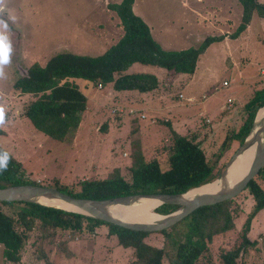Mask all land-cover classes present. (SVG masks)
<instances>
[{
	"label": "rangeland",
	"instance_id": "obj_1",
	"mask_svg": "<svg viewBox=\"0 0 264 264\" xmlns=\"http://www.w3.org/2000/svg\"><path fill=\"white\" fill-rule=\"evenodd\" d=\"M121 1L3 0L0 3V18L11 23L9 37L13 48L11 63L0 78V105L6 111V122L0 126V146L22 162L28 179L40 185L51 186L59 181L78 190L82 180L104 179L115 168H120L127 177L132 143L136 140L141 141L147 160L158 159L164 164L166 155L162 148L170 137L164 122L172 126L177 120L181 134L196 136L213 163L224 139L242 127L246 103L264 87V19L255 17L234 38L242 15L238 0H136L134 11L144 15L163 49L198 48L210 36L222 39L212 42L201 54L193 75H170L165 68L141 63L127 70L130 74H153L162 87L157 99L153 98L161 108L153 109L142 121L138 119L140 114L130 113L131 107L122 104L125 101L117 104L111 98L137 92H117L111 85L100 89L90 81L70 79L88 98L87 110L74 138L59 143L38 132L22 116L23 109L35 98L16 91L15 81L34 63L45 66L60 52L104 54L124 34L120 19L108 7ZM225 80L228 86L223 85ZM210 95L215 101V111H202L201 103ZM228 98L233 99L232 106L228 105ZM138 122L143 125L137 127ZM145 130L151 134L142 142L138 131L145 134ZM241 145L235 142L231 151L219 160L222 172ZM237 203L241 207L237 231L216 239L215 253L241 231L253 199L244 192ZM13 210L4 209L9 214ZM97 232L75 240L70 234L67 243L58 239L55 243L40 241L35 246L31 240L21 252L20 264H39L44 259L40 250L46 252L52 264H132V249L119 246L108 236L106 228ZM249 237L256 245L250 247L239 264H264V210L253 219ZM146 241L155 247L165 245L164 237L158 233L149 235ZM0 264H10L4 263L1 246Z\"/></svg>",
	"mask_w": 264,
	"mask_h": 264
},
{
	"label": "trees",
	"instance_id": "obj_2",
	"mask_svg": "<svg viewBox=\"0 0 264 264\" xmlns=\"http://www.w3.org/2000/svg\"><path fill=\"white\" fill-rule=\"evenodd\" d=\"M134 2L122 0L108 6L120 19L124 34L104 54L86 56L60 52L45 66L34 63L25 75L15 81L13 87L16 91L35 98L23 109L22 116L38 132L59 143L70 142L74 138L87 110L88 98L70 79L87 80L95 86L102 85V89L111 85L117 92L155 94L162 89L159 79L150 73H127L132 65H156L165 68L170 75H193L201 54L212 42L222 39L210 36L198 48L165 50L154 39L149 25L134 12ZM238 2L242 7V17L234 38L243 33L255 17L264 19V3L259 0ZM8 23L11 24L10 21ZM263 106L264 87L246 103L242 127L224 139L213 163L196 136L178 133L171 123L164 122L170 131V137L162 148L166 155L164 164L158 159L147 160L141 141L136 140L132 143V161L127 177L120 168H115L104 179L82 180L78 190L59 181L48 187L76 198L108 200L133 195L181 194L209 184L222 173L219 160L231 151L235 142H244L258 110ZM0 150L8 151L1 146ZM9 154L8 169L0 173V188L40 185L28 179L22 162L14 154ZM244 192L253 199L247 219L235 238L215 253L214 241L237 231V219L241 215L237 199ZM6 207L14 208L13 212L4 211ZM179 208V205L165 204L155 212L168 215ZM263 210L264 168L236 198L198 208L181 222L160 232L133 231L36 203L0 202V246L3 247L4 263L20 264L21 252L31 240L35 246L40 241L55 243L58 239L67 243L70 234L75 240L90 233L98 234V230L106 228L108 236L114 238L119 246L134 251L132 264H239L250 247L256 245L249 233L253 219ZM154 233L164 237V247L147 243V237ZM40 254L44 259L39 264H52L44 250H40Z\"/></svg>",
	"mask_w": 264,
	"mask_h": 264
},
{
	"label": "water",
	"instance_id": "obj_3",
	"mask_svg": "<svg viewBox=\"0 0 264 264\" xmlns=\"http://www.w3.org/2000/svg\"><path fill=\"white\" fill-rule=\"evenodd\" d=\"M263 110L264 106L258 110L246 139L228 162L221 175L213 182L187 192L181 194L133 195L108 200H90L73 197L53 187L25 184L0 188V202L36 203L67 212L82 214L133 231L160 232L166 230L181 222L198 208L216 205L236 198L260 173L264 168V146L257 152L248 172L243 175L240 174L238 178L229 183L231 176L236 174L234 170H236V165L241 155L247 151L260 134L264 133V114L262 117L260 116ZM210 185H214L213 190L202 192V194L192 200L185 199V196L190 192ZM142 200L158 202L159 204L155 206L157 208L165 204L179 205L180 208L168 215L157 214L162 219L151 223L124 220L111 213L113 211L111 207L113 206L128 208L138 204Z\"/></svg>",
	"mask_w": 264,
	"mask_h": 264
},
{
	"label": "bare ground",
	"instance_id": "obj_4",
	"mask_svg": "<svg viewBox=\"0 0 264 264\" xmlns=\"http://www.w3.org/2000/svg\"><path fill=\"white\" fill-rule=\"evenodd\" d=\"M261 117L264 114V110L260 113ZM264 146V133L260 134L253 144L245 151L238 160L236 170V174L232 175L229 183L233 182L240 174L247 173L249 168L251 167L253 160L257 154V152ZM214 189V185L207 186L205 188L194 190L185 196L186 200H192L202 194V192H208ZM159 203L153 200H142L136 205H132L131 207H118L113 206L111 209L114 215L124 219V220H135L138 222L151 223L155 220L162 219L155 212V207Z\"/></svg>",
	"mask_w": 264,
	"mask_h": 264
},
{
	"label": "crops",
	"instance_id": "obj_5",
	"mask_svg": "<svg viewBox=\"0 0 264 264\" xmlns=\"http://www.w3.org/2000/svg\"><path fill=\"white\" fill-rule=\"evenodd\" d=\"M136 1V0H135ZM134 6V5H133ZM134 9V7H133ZM135 12V11H134ZM136 13V12H135ZM138 16L140 15V17L145 21L144 19V15L143 14H140V13H136ZM242 17V15H241ZM147 23V21H145ZM148 24V23H147ZM149 25V24H148ZM150 27V26H149ZM151 29V27H150ZM152 33V32H151ZM154 37V36H153ZM241 38V37H240ZM155 39V37H154ZM156 40V39H155ZM157 41V40H156ZM158 42V41H157ZM159 43V42H158ZM166 50V49H165ZM172 50H176V51H179L178 49H172ZM130 74V73H129ZM226 81V80H225ZM125 91L121 92V93H124ZM138 93V92H137ZM160 94V92L158 91V93L156 92L155 94H120L118 96H114V97H111L112 99L115 98L117 104L118 103H122L123 101H125L124 103L122 104H127L128 106H130L131 108L128 109V111H131L133 110L134 113H136L137 115L140 114V118H138L140 121H142L141 119L143 118L142 116L144 115L145 117L143 119H145L146 117H149L148 113H150L153 109L154 111L155 110H158L159 108L161 107H158L159 105L155 104V99L153 98H156L157 99V96ZM213 95H210L208 97H206V99L204 101H202L201 105V109L202 111H207V110H210L211 112H214L215 110H213L215 108V101L213 102L212 101V98ZM153 99V100H152ZM229 99H232V98H228ZM227 100V102H228ZM233 100V99H232ZM162 103H164V101L162 100L161 101ZM210 105V106H209ZM121 107V106H120ZM124 107H121L122 111ZM163 109V108H162ZM166 109V107L164 108ZM127 111V110H125ZM125 114V113H124ZM148 114V115H147ZM128 115V114H127ZM138 117V116H137ZM123 121V119H121ZM121 120H115L116 122H119ZM124 121H127V120H124ZM123 121V122H124ZM137 127H139L140 125H143V124H140V122H138V124H136ZM179 126H180V123H179V120H177L176 122L174 121L173 124H172V128L177 131L178 133H182L180 132L179 130ZM143 131V130H142ZM145 130V134H142L138 131V136L139 138L141 139L142 138V142H144V139H146L147 136H150V130L147 131ZM149 134V135H148ZM184 134V133H183Z\"/></svg>",
	"mask_w": 264,
	"mask_h": 264
},
{
	"label": "clouds",
	"instance_id": "obj_6",
	"mask_svg": "<svg viewBox=\"0 0 264 264\" xmlns=\"http://www.w3.org/2000/svg\"><path fill=\"white\" fill-rule=\"evenodd\" d=\"M3 0H0L2 3ZM9 23L6 19L0 18V78L5 76L4 68L11 63L12 42L9 37ZM6 111L0 105V126L5 124ZM11 156L8 151L0 150V173L7 171Z\"/></svg>",
	"mask_w": 264,
	"mask_h": 264
},
{
	"label": "built area",
	"instance_id": "obj_7",
	"mask_svg": "<svg viewBox=\"0 0 264 264\" xmlns=\"http://www.w3.org/2000/svg\"><path fill=\"white\" fill-rule=\"evenodd\" d=\"M223 85H224V86H228V85H229V82H228V81H224V82H223ZM99 88L102 89V85H100ZM180 97L183 98V95H180ZM191 101H193V100H191ZM191 101H190V102H191ZM228 105H229V106H232V105H233V100H232V99H229V100H228ZM130 113H134V111L131 110ZM142 117L144 118L145 116L143 115ZM207 122H210V121L208 120Z\"/></svg>",
	"mask_w": 264,
	"mask_h": 264
}]
</instances>
